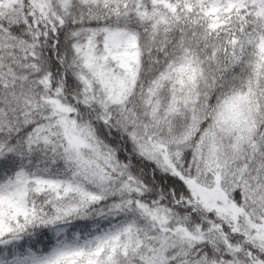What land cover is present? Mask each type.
<instances>
[{"label":"snow or ice","instance_id":"obj_1","mask_svg":"<svg viewBox=\"0 0 264 264\" xmlns=\"http://www.w3.org/2000/svg\"><path fill=\"white\" fill-rule=\"evenodd\" d=\"M0 264H264V0H0Z\"/></svg>","mask_w":264,"mask_h":264}]
</instances>
